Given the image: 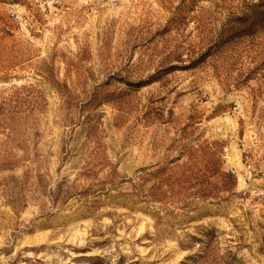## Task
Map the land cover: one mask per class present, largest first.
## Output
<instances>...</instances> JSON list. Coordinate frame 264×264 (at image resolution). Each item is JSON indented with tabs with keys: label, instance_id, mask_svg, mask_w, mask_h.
Instances as JSON below:
<instances>
[{
	"label": "rangeland",
	"instance_id": "rangeland-1",
	"mask_svg": "<svg viewBox=\"0 0 264 264\" xmlns=\"http://www.w3.org/2000/svg\"><path fill=\"white\" fill-rule=\"evenodd\" d=\"M0 264H264V0H0Z\"/></svg>",
	"mask_w": 264,
	"mask_h": 264
}]
</instances>
